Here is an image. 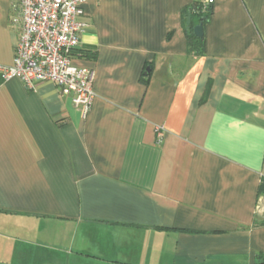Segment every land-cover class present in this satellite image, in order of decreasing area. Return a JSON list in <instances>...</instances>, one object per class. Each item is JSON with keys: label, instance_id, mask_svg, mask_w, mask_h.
Returning a JSON list of instances; mask_svg holds the SVG:
<instances>
[{"label": "crops", "instance_id": "obj_1", "mask_svg": "<svg viewBox=\"0 0 264 264\" xmlns=\"http://www.w3.org/2000/svg\"><path fill=\"white\" fill-rule=\"evenodd\" d=\"M194 3L85 4L86 117L0 71V264H264V0H215L196 49Z\"/></svg>", "mask_w": 264, "mask_h": 264}, {"label": "built area", "instance_id": "obj_2", "mask_svg": "<svg viewBox=\"0 0 264 264\" xmlns=\"http://www.w3.org/2000/svg\"><path fill=\"white\" fill-rule=\"evenodd\" d=\"M15 14L11 25L18 31L14 62L0 66L4 79L18 77L28 87L35 82L55 83L61 94L70 95L83 117L90 112L96 93L93 90L94 72L73 63L72 56L80 45L86 23L82 21L86 3L92 0H9ZM204 12L215 0H196ZM161 140L164 125H156ZM264 212V204L258 213Z\"/></svg>", "mask_w": 264, "mask_h": 264}, {"label": "trees", "instance_id": "obj_3", "mask_svg": "<svg viewBox=\"0 0 264 264\" xmlns=\"http://www.w3.org/2000/svg\"><path fill=\"white\" fill-rule=\"evenodd\" d=\"M211 13H212L211 6L206 12H204L203 6L200 4V2L195 0L194 6H193V13L191 14L193 23L191 24L190 32H188L189 44L195 49L199 46H203L204 37L196 36L194 33V28L200 23L205 24L206 21H208V19L210 18ZM260 193L264 194V180L260 186Z\"/></svg>", "mask_w": 264, "mask_h": 264}, {"label": "water", "instance_id": "obj_4", "mask_svg": "<svg viewBox=\"0 0 264 264\" xmlns=\"http://www.w3.org/2000/svg\"><path fill=\"white\" fill-rule=\"evenodd\" d=\"M194 33L198 37H203V35H204L203 23H200L199 25L195 26Z\"/></svg>", "mask_w": 264, "mask_h": 264}]
</instances>
